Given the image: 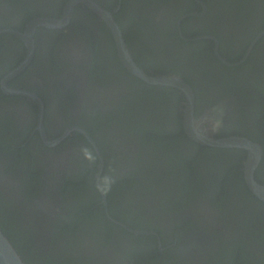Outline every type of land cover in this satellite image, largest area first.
Listing matches in <instances>:
<instances>
[{"label":"flooded vegetation","instance_id":"af4514ba","mask_svg":"<svg viewBox=\"0 0 264 264\" xmlns=\"http://www.w3.org/2000/svg\"><path fill=\"white\" fill-rule=\"evenodd\" d=\"M68 1L0 0V169L20 196L0 187V224L17 250L36 257L27 228L50 214L68 244L86 231L111 249L107 264H187L186 232L200 264H264V202L244 180L245 150L177 132L182 95L129 73L102 17L75 4L67 24L36 26L27 59L20 34L36 19H61ZM91 1L112 12L139 68L195 82L197 113L226 101L218 136L260 144L254 174L264 184V0ZM215 41L235 65L219 60ZM216 64L234 67L232 78L208 79ZM146 199L159 200L148 213ZM199 200L209 219L192 210L163 221Z\"/></svg>","mask_w":264,"mask_h":264},{"label":"water","instance_id":"95a60500","mask_svg":"<svg viewBox=\"0 0 264 264\" xmlns=\"http://www.w3.org/2000/svg\"><path fill=\"white\" fill-rule=\"evenodd\" d=\"M77 3L86 5L89 9L93 10L97 15L103 18L113 35L118 57L129 73L149 84L171 87L182 95V101L180 102V105H178V114L180 115L181 122L178 120L176 126H180L188 138L200 145L239 148L245 150L246 158L243 161L242 166L244 180L247 183L249 190L258 199L264 202V184L259 183L256 180L254 174L263 154L260 144L242 136H218V131L221 127L219 122L222 121V117L226 108V101L213 105L209 108H204L203 112L201 110L202 113L200 112V116L197 117L196 95L191 84L181 76L174 74L149 75L144 70L139 68L129 53L124 36L117 22L115 21L112 12L104 10L91 0H69L65 5V11L61 19H36L29 23L26 27V30L20 34L28 49L27 59L30 57V55H32L34 50L33 35L36 26L41 25L52 28L67 24L73 11V7ZM201 5L204 6L202 3ZM217 44L218 42L215 41V51L219 60L226 65H235L236 62L231 63L227 58H223L219 54L217 51ZM244 58L245 57H242V59ZM27 63L28 60H25L19 66L17 71L27 65ZM42 113L43 111L40 112V116ZM207 119H212V121L216 120V123L208 121ZM199 122L201 124H199ZM98 157L99 163L97 168L99 172L96 174V178L100 176V172L104 164L102 156L98 154ZM8 180L9 176L5 175L0 169V187L8 189V192L14 196L16 200H19L20 196L15 190L16 182ZM189 210L190 209L183 212H177L173 214V217H176L181 213H187ZM65 213L66 212L64 211L63 214ZM54 215L59 216L58 214ZM45 221L48 222L50 226L57 223L56 217H53L50 214L46 215ZM48 223L47 226L45 225V222L42 223L43 227L36 225V228L33 230L27 228L29 234L35 237V242L31 241L29 243L30 248L35 252L36 256L35 258L32 257L31 259L28 258L25 253H23V255L20 254L11 239L3 231V228L0 224V264H37V262L38 264H107V261L111 260L113 255H111V253L106 250H100L97 244L94 243L92 245L88 240H85L88 237L87 235H85L83 238L79 237V239H71L70 237V244H68L67 238L70 235L65 237V239L55 235L52 230L45 228L50 227ZM134 232L136 234L145 233L142 231ZM192 241V235L189 236L188 232L183 234L181 236V249L187 258V264H200L202 259L195 255L190 248ZM58 254H60V258H58ZM126 264H129V262Z\"/></svg>","mask_w":264,"mask_h":264},{"label":"bare ground","instance_id":"6f19581e","mask_svg":"<svg viewBox=\"0 0 264 264\" xmlns=\"http://www.w3.org/2000/svg\"><path fill=\"white\" fill-rule=\"evenodd\" d=\"M208 120V119H207ZM199 124H201L200 122H199ZM203 124V123H202ZM119 166V165H118ZM97 167H98V165H97ZM103 168H104V164H103ZM103 168H102V170H101V172L100 173H102V171H103ZM119 170H120V168L118 167V170L116 169V173H117V175L119 176ZM97 173L99 172V170H98V168H97V171H96ZM99 179V177H97V180ZM100 187V186H99ZM100 190H101V192H102V189H101V187H100ZM158 202H159V200L157 199L156 201H155V204H153V202L151 201V200H149V199H146V200H144V205H143V210H144V212L145 211H147V208H149L150 210H154V208H156L157 206H158ZM137 206V205H136ZM155 206V207H154ZM193 208V209H192ZM190 210L187 212V213H189L190 211H194V218H195V220H198V219H200L201 218V216L202 215H204V213H205V217L206 218H208L209 219V216H210V210H209V206L205 203V202H203L202 200H199V202H197V204H195L194 206H192V207H190L189 208ZM59 211H60V209H59ZM61 211H62V209H61ZM184 211V210H183ZM145 213H148V212H145ZM187 213H181L182 215H186ZM172 216H173V213L172 214H170V216H165L164 218H163V221L164 222H166V223H168V224H171V220H173L172 219ZM46 223V226H47V222H45ZM49 224V223H48ZM49 226H50V224H49ZM47 228H49L50 230H52L53 231V233L55 234V235H57V232L53 229V227L52 226H50V227H47ZM3 231H4V229H3ZM82 231V230H81ZM138 231V230H137ZM5 233H6V235L9 237V235H8V233L6 232V231H4ZM85 235H87V236H89V234H88V232H86V231H84V232H82L81 234H78L77 236H79V237H84ZM10 238V237H9ZM11 239V238H10ZM85 240H88L92 245L94 244L93 243V238L90 236L89 238L87 237ZM12 241V240H11ZM13 242V241H12ZM14 244V243H13ZM17 249V248H16ZM106 251H108V252H110L111 253V249H109V250H106ZM58 257H60V254H58L57 255Z\"/></svg>","mask_w":264,"mask_h":264},{"label":"trees","instance_id":"16d2710c","mask_svg":"<svg viewBox=\"0 0 264 264\" xmlns=\"http://www.w3.org/2000/svg\"><path fill=\"white\" fill-rule=\"evenodd\" d=\"M225 58H226V56L224 55V54H222ZM232 56H234V55H232ZM240 56V55H239ZM237 57V56H236ZM229 61H232V59L231 58H227ZM201 69H204L203 68V66L201 65V63H198L197 64ZM216 71H217V73L215 72L214 73V70H212V69H210V68H208V69H206V74H207V77H208V79H210V80H213V79H215L216 80V82H217V84H220L221 82H224V81H228V80H230L232 77H231V75H230V72H234V67L233 68H227L226 66H219V65H217L216 64ZM205 70V69H204ZM217 75V76H216ZM259 79L261 80V78L259 77ZM186 81L188 82V83H190L191 84V86L193 87V89H194V92H195V95H196V100H197V103H198V94L196 93V87H195V85H194V81H191V80H188V79H186ZM197 83V82H196ZM255 89L256 90H258V88L257 87H255ZM177 132H179L180 134H182L183 136H184V134H183V132H182V129H181V127L180 126H177ZM180 134H178V135H180ZM182 140V138H180V137H178L177 139H175V140H173V148L174 149H176L177 147L175 146V145H180V141ZM186 141H188V139L186 138V139H184V142H186ZM191 166H193V164L191 163ZM199 188H196V190H198ZM91 236H93V235H91ZM76 239H79V236H77V234H76Z\"/></svg>","mask_w":264,"mask_h":264},{"label":"rangeland","instance_id":"374dc122","mask_svg":"<svg viewBox=\"0 0 264 264\" xmlns=\"http://www.w3.org/2000/svg\"><path fill=\"white\" fill-rule=\"evenodd\" d=\"M202 112H203V110H202ZM202 112H201V113H202ZM201 113H199V114L196 113V116H200ZM196 204H197V202H196Z\"/></svg>","mask_w":264,"mask_h":264}]
</instances>
